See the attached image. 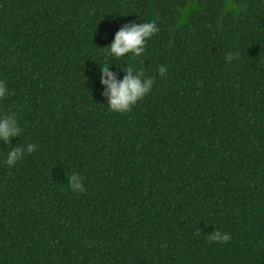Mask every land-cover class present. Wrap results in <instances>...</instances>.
I'll return each instance as SVG.
<instances>
[{"label":"trees","instance_id":"obj_1","mask_svg":"<svg viewBox=\"0 0 264 264\" xmlns=\"http://www.w3.org/2000/svg\"><path fill=\"white\" fill-rule=\"evenodd\" d=\"M227 2L0 0V115L21 127L0 143V264H264V0ZM148 21L141 57L108 55ZM128 63L153 85L115 114L100 70Z\"/></svg>","mask_w":264,"mask_h":264},{"label":"clouds","instance_id":"obj_2","mask_svg":"<svg viewBox=\"0 0 264 264\" xmlns=\"http://www.w3.org/2000/svg\"><path fill=\"white\" fill-rule=\"evenodd\" d=\"M224 11H230L236 14L240 11L236 5L231 3V0L225 4ZM159 28L155 21L143 23L131 22L123 25L115 34L109 45L104 49L113 60H120L128 57L129 61L141 57L145 52L146 42L157 32ZM226 61L231 62L233 55L229 54L225 57ZM104 67L100 70V84L104 87L102 95L106 96V106L109 112L115 114H123L130 110L139 100L150 92L154 77L145 75L144 70L134 68L131 63H128L123 71V78L119 81L115 78L112 72ZM157 73L163 76L166 68L160 66L157 68ZM135 73V74H133ZM7 95V89L3 82H0V99ZM21 133V127L17 123L15 115H0V143L9 145L12 138L17 137ZM36 150L34 143H29L24 146H12L7 150L2 163L7 167H13L24 156ZM68 186L72 192L83 190V177L77 173H73L67 180ZM196 234V233H194ZM210 241L214 243H226L230 236L226 232H221L219 229L208 235Z\"/></svg>","mask_w":264,"mask_h":264}]
</instances>
